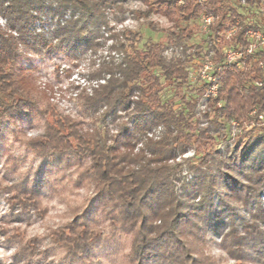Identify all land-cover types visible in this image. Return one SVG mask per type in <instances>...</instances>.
<instances>
[{"label": "trees", "instance_id": "16d2710c", "mask_svg": "<svg viewBox=\"0 0 264 264\" xmlns=\"http://www.w3.org/2000/svg\"><path fill=\"white\" fill-rule=\"evenodd\" d=\"M140 1L147 4V9L140 12L142 16L148 18L157 12L172 22L169 28L161 29L165 32V40L148 39L140 46L141 34L128 29L114 36L123 57L119 62L104 64L93 75L103 83H97L99 89H93L97 95L87 101L86 109L94 115L90 127H85L83 119H61L55 113L56 104L49 96V135L46 139H28L27 144L33 152L60 153L42 161L34 182H25L16 190L12 188L16 205H21V209L28 207L39 211L43 190L50 185L46 176L60 165L70 169L74 167L80 177H90V188L95 185L103 189L92 198L86 214L74 216L76 218L66 223L60 235L54 238V242L64 246L73 257L84 255L93 244L99 243L88 244L93 234L99 231L89 222H94L101 205L100 217L119 214L125 208L128 214H132L136 210L132 205L139 203L149 184L166 181L181 168L182 164L173 162L178 155L194 147L196 154L190 161L197 164L210 151L217 150L208 148L210 144L207 142H219V138L227 140L226 130L232 122L258 124L247 130L242 148L238 144L230 146L226 143L233 148L238 163L249 159L256 146L264 143V120L259 118L264 113V47L257 46L251 52L246 50L251 42L248 30L261 28L260 23L252 22L253 9L255 6L264 7V0H246L247 4L241 0ZM123 2L78 0L74 19L85 20L81 28L87 34L70 37L64 47L49 49L47 55H57L65 49L72 52L77 47L93 48L102 28L109 24L106 9L114 8L124 13ZM42 11L45 9L41 0H0V16L5 21L0 23V58H4L0 60V116H6L10 106L21 95L36 94L35 82L14 70L11 46L24 50V43L38 50L47 44L46 37L35 33L37 26L46 23L41 16ZM202 15L214 18L207 31L201 26ZM149 26L157 29L152 22ZM236 26V30L227 36V31ZM195 32L205 35L208 42L203 60L212 61L214 65L211 73L216 78L215 94L210 92L212 80L201 77L198 86H192L189 94L185 92V88L190 86V65L203 58L201 48L194 50L201 44H189ZM228 46L243 51L238 62L226 59L224 48ZM171 48L175 53L168 57L165 51ZM14 58L20 71L34 69L23 63L25 58L18 55ZM167 86L184 91L180 95V106L175 107L174 100L164 99L163 90ZM199 104L204 105L202 117L205 120L196 111ZM101 108L107 110L101 113ZM12 116L21 119L33 116V109L21 107ZM99 122L104 124L103 128ZM109 123L115 125V132ZM158 124L166 128L164 139L150 145L146 154L138 150L141 139ZM4 139L0 125V142ZM224 179L230 189L241 190L240 182L230 173L225 174ZM198 184L199 177L193 180L190 188L194 190ZM9 187L0 180V193ZM159 190V187L150 188L142 202L151 206L150 202ZM213 200L218 198L213 197ZM226 212L222 204L211 209L208 227L216 232L227 227ZM133 218L137 224L142 222L139 216ZM177 219L187 220L188 216L180 213Z\"/></svg>", "mask_w": 264, "mask_h": 264}, {"label": "clouds", "instance_id": "9594fccd", "mask_svg": "<svg viewBox=\"0 0 264 264\" xmlns=\"http://www.w3.org/2000/svg\"><path fill=\"white\" fill-rule=\"evenodd\" d=\"M77 2L78 0H41L45 9L41 16L46 23L37 26L35 33L46 37L47 44L38 50H33L24 43V50L11 46L14 70L24 73L35 82L36 94L21 95L10 106L7 118L0 116V122H9L10 129L4 141L2 155L5 150L13 155H24V148H28V163L21 167V171L30 167L32 178L46 157L60 153L32 152L30 145L26 143V139H46L49 135L51 121L48 118V97L57 89L61 93L68 89V93L57 98L54 111L61 119L75 121L84 118L87 101L97 95L93 89H99V84L88 86L87 77L81 79L79 75L96 72L101 68L100 60L91 57L90 48L78 58H72L63 51L51 57L47 55L49 49L64 47L70 37L87 34L81 28L85 20L74 19ZM2 22L0 19V23ZM15 55L31 59L36 68L20 71ZM86 57L95 60L94 65ZM77 64L80 66L74 67ZM73 72L77 75L69 78ZM76 83L82 85L79 90L70 88ZM26 101L30 104L25 105ZM21 107L33 109L31 126H18L13 119L12 113ZM106 110L100 109L101 113ZM166 134L163 124L156 125L141 139L138 150L146 154L149 146L162 141ZM231 143L235 146L238 144L235 140ZM262 145L264 143L258 144L251 157L239 163L233 148L227 144L223 147L217 145L216 151H210L208 156L195 165L186 161L166 181L149 184L139 203L132 205L136 209L132 214H128L125 208L119 214L112 213L101 219V205L94 222H89L97 224L99 231L93 234L88 244L99 241L98 246L102 248L92 255L91 264H264ZM239 146L241 147L240 144ZM14 149L19 151H13ZM229 173L240 182L241 190L235 191L226 185L224 177ZM65 176L68 179H64ZM198 177L199 184L193 190L190 185ZM49 179L51 190L64 203L62 193L70 191L73 195H80L78 190L88 186L90 177H80L73 167L71 171H56ZM153 187H159L160 190L154 194L149 206L142 202V198ZM101 190L103 189L93 185L91 190L84 193V201L75 205L69 203L66 207L75 211L77 217ZM213 197L218 200L214 201ZM221 204L227 209V227L216 232L208 227V213ZM2 211L6 213L8 207L4 206ZM180 213L187 214L188 219L178 220ZM137 216L141 218L140 224L133 218ZM16 251L17 247L10 250L0 247L3 256L10 257ZM149 257L152 259L149 260ZM8 264H11V260ZM23 264H27V260Z\"/></svg>", "mask_w": 264, "mask_h": 264}, {"label": "rangeland", "instance_id": "374dc122", "mask_svg": "<svg viewBox=\"0 0 264 264\" xmlns=\"http://www.w3.org/2000/svg\"><path fill=\"white\" fill-rule=\"evenodd\" d=\"M152 2L153 0H149ZM247 4V3H245ZM123 6L125 12L122 13L119 10L114 8H107L108 12V26L102 28L101 33L96 38V45L93 48H90L91 57L99 59L101 62V67L104 64L111 62H119L123 57V52L120 51L116 46L117 42L115 40V35L122 33L126 29L135 30L141 34V41L139 42L140 46L147 41L148 39L165 40V32L161 29L169 28L172 26V22L164 15L154 12L148 18L142 16L140 12L147 9V4L143 3L140 0H124ZM2 23H5L3 18ZM252 22L256 24L257 22L261 24V27L264 25V7L255 6L253 9V17L251 18ZM260 19H263L261 21ZM153 23L156 26V30L152 29L149 26V23ZM191 45L201 44V47L195 48V51L202 52V59L194 60V63L190 65V86L185 88L186 93H190V89L194 85H199L200 75L197 73L200 66L203 65L206 60V51L208 49V42L205 40V35L201 32H195L193 37L189 41ZM88 48L77 47L74 51L69 52L68 49L61 50L65 54L70 55L72 58H78ZM193 50V52H194ZM59 51V52H61ZM175 52L171 49L165 51V54L168 57H171ZM49 56V55H48ZM51 57V56H49ZM90 60V64L94 65L95 60L87 58ZM25 65L33 66L36 68V65L32 62L31 59H25L23 61ZM77 64L74 67H79ZM197 67V68H196ZM95 72H84L80 73V78L86 79L88 86H92L102 81L97 79L94 75ZM76 72L71 74V77H75ZM82 87L81 84L76 83L70 86V88L79 90ZM68 89H65L64 93H61L59 89L54 91L51 94L50 100L56 104L57 98L62 97L68 93ZM184 92V91H183ZM182 91H178L176 88L167 86L163 90V95L165 100H174L175 107L180 106L179 100L181 98ZM204 110V105L199 104L197 107L198 115L201 116L202 120H205L202 117V112ZM84 114V124L85 127H90L93 125L92 117L94 115L91 112H88L85 109ZM200 112V113H199ZM7 118L6 116H3ZM259 118L264 120V113L259 115ZM18 126H31L33 116H24V118H13ZM204 122V121H203ZM205 123V122H204ZM264 123V121H263ZM206 124V123H205ZM203 124V125H205ZM2 134H4L6 140L7 132L9 129V122H0ZM103 128L104 124L99 122L98 124ZM112 131L115 132V125L112 123L108 124ZM258 125V124H253ZM250 124H239L237 122H232V124L227 128V140L219 138V142H207L210 144L208 148H215L219 145L220 147L225 146L226 143L233 145L231 142L233 140L237 141L238 145L246 141L247 130L253 128ZM26 139V143H27ZM4 141L0 142V180L4 186H10L8 189L0 193V247L5 248V250H10L12 247H17L18 251L13 253L10 257L3 256L0 253V264H8V261L11 260V264H23L27 260V264H91L92 255L101 251L98 245L99 243L93 244L91 249L84 252V255L73 257L70 255L68 250L54 242V238L59 236L66 223L71 222L76 216V212L69 210L66 205L71 203L73 205L78 202L84 201V193L91 190L88 185L85 188H81L78 191L80 195H73L70 191H65L62 193V198L64 203H61L60 199L57 198L58 194L51 190L52 184L49 177L56 171L61 169H67L71 171L70 168L62 167L57 165L54 167L52 173H49L46 176V179L50 182L48 187H45L43 194L41 196V209L36 211L34 208L21 209L18 203L17 205L14 202L12 195L13 189H19L22 185L26 183H32L35 181V176L32 178L30 167L24 172L21 171V167L28 163V148H24V155H13L9 151L4 150ZM203 143V147H204ZM13 151H19V149H14ZM33 152V150L31 149ZM196 154V149L190 148L184 154L178 155L175 161L180 164H184L186 161L193 159ZM42 164V162H41ZM40 164V165H41ZM40 166L37 168L35 174L39 172ZM64 179H68V176H65ZM13 188V189H12ZM91 204V201L89 205ZM7 206L8 211L5 213L2 211L3 207ZM88 207L84 210L83 213H80L79 216L86 214ZM104 216L100 217L103 219ZM92 227L99 229V226L95 223H90ZM76 258V259H75ZM75 259V260H74Z\"/></svg>", "mask_w": 264, "mask_h": 264}, {"label": "built area", "instance_id": "2783aa9c", "mask_svg": "<svg viewBox=\"0 0 264 264\" xmlns=\"http://www.w3.org/2000/svg\"><path fill=\"white\" fill-rule=\"evenodd\" d=\"M183 0H178V3H182ZM242 3H245L246 0H241ZM214 18L210 15H202L201 16V26L204 31H207L209 29V26L213 23ZM237 26L234 27L231 30L227 31V36H230L231 33L236 30ZM247 35L250 39V43L247 47V51L251 52L253 49H255L257 46L264 47V25L261 28H252L248 30ZM224 53L226 56V59L229 62H238L242 56L243 51L241 49L232 48V47H225ZM213 63L212 61H206L203 65H201L199 68V71L197 69V73L201 76L202 79L212 80L213 84L211 86L210 92L215 94L217 84H216V78L212 76V69H213ZM197 68V67H196Z\"/></svg>", "mask_w": 264, "mask_h": 264}]
</instances>
